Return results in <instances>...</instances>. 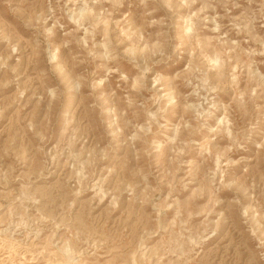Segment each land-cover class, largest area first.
Returning a JSON list of instances; mask_svg holds the SVG:
<instances>
[{"label": "rangeland", "instance_id": "374dc122", "mask_svg": "<svg viewBox=\"0 0 264 264\" xmlns=\"http://www.w3.org/2000/svg\"><path fill=\"white\" fill-rule=\"evenodd\" d=\"M0 264H264V0H0Z\"/></svg>", "mask_w": 264, "mask_h": 264}]
</instances>
